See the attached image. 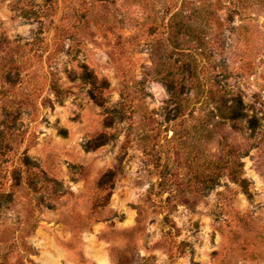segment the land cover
I'll return each instance as SVG.
<instances>
[{
    "label": "rangeland",
    "instance_id": "1",
    "mask_svg": "<svg viewBox=\"0 0 264 264\" xmlns=\"http://www.w3.org/2000/svg\"><path fill=\"white\" fill-rule=\"evenodd\" d=\"M185 1L236 128L168 115L180 0H0V264H264V0Z\"/></svg>",
    "mask_w": 264,
    "mask_h": 264
},
{
    "label": "trees",
    "instance_id": "2",
    "mask_svg": "<svg viewBox=\"0 0 264 264\" xmlns=\"http://www.w3.org/2000/svg\"><path fill=\"white\" fill-rule=\"evenodd\" d=\"M164 1V6H169V8H171L172 4L178 2V0ZM185 3V0H180L182 7L179 13L172 16V19L166 26V31L167 42L172 49L171 51H175L178 53V56H183L186 60L176 61L172 67L164 68L162 72H158V75L161 76L160 81L164 84L169 94V104L172 106L168 111V115H172V120L175 121L181 119L186 114L193 115L194 111L192 107L197 103H200V106L212 105L206 115L207 118L215 117L222 121H228L232 125L231 128H236L248 117L244 113V104L241 97L232 92H226L223 87L219 86L205 66V64H209L208 57H205V61L200 58L202 55L206 56L202 47L205 44H213V40L207 35V31L212 29L216 20H211L208 17L209 12H206V10L209 6H206L204 3L199 8L189 7L190 13L182 18L181 12L185 8ZM186 41L188 45H194L191 48H179ZM52 87L55 96L59 99L61 90L55 86ZM189 92L193 93V100L190 99ZM100 99L96 98L97 103H101V101L99 102ZM246 124L248 126L247 130H253L257 121L249 117ZM151 131L148 129L146 134ZM112 177L113 174L110 172L104 174L99 184L106 185ZM229 177L233 183L245 191L246 183L239 177L238 162L237 166L233 167V171L229 174ZM211 183L212 178L208 177L206 189L210 188Z\"/></svg>",
    "mask_w": 264,
    "mask_h": 264
}]
</instances>
